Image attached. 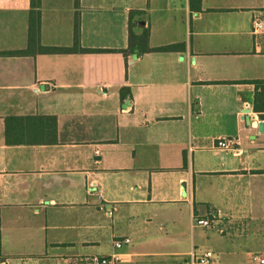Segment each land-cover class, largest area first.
Masks as SVG:
<instances>
[{
  "label": "crops",
  "instance_id": "1",
  "mask_svg": "<svg viewBox=\"0 0 264 264\" xmlns=\"http://www.w3.org/2000/svg\"><path fill=\"white\" fill-rule=\"evenodd\" d=\"M39 5L40 45L71 47L75 16L78 44L7 53L27 48L31 6L0 0V264L115 252L117 264H198L205 249L211 264H261L264 119L252 81L264 79V0ZM130 10L152 49L125 56ZM11 116H54L55 142L7 143ZM229 136L242 153L215 147Z\"/></svg>",
  "mask_w": 264,
  "mask_h": 264
},
{
  "label": "trees",
  "instance_id": "2",
  "mask_svg": "<svg viewBox=\"0 0 264 264\" xmlns=\"http://www.w3.org/2000/svg\"><path fill=\"white\" fill-rule=\"evenodd\" d=\"M201 0H189L190 8L192 10L200 9ZM76 4V0H75ZM31 9L28 15V27H27V48L20 51H11L7 53L25 54L31 52V47L36 46L37 49L42 52H65L77 50L78 44V18L75 16L73 25V45L71 47H49L42 46L39 43V0H30ZM137 11L130 10L128 13V24H127V47L121 49L123 54L126 56L128 53H143L151 50L147 44L148 28L142 29L140 33H135L133 27L136 25L135 20L133 21V15ZM165 46L163 48H168ZM98 50V49H91ZM256 85L255 94L253 98V110L259 113V116L264 119V79H257L252 81ZM126 87L121 88L120 97H124L123 90ZM45 120L44 125L47 126V132H44L43 127L38 124L37 121ZM46 130V129H45ZM56 133V119L54 116H25V117H7L5 120V140L9 144H36V143H47L55 142Z\"/></svg>",
  "mask_w": 264,
  "mask_h": 264
},
{
  "label": "built area",
  "instance_id": "3",
  "mask_svg": "<svg viewBox=\"0 0 264 264\" xmlns=\"http://www.w3.org/2000/svg\"><path fill=\"white\" fill-rule=\"evenodd\" d=\"M252 33L254 35H258L261 33L263 29V23L261 20L257 18L252 19ZM250 106L246 104L244 106V111L242 112L243 115L246 114H254L253 112H250ZM215 147L219 149H226L231 150L236 154H240L243 152V149L238 145L237 139L229 136V137H217L215 139ZM193 223L198 226L203 227H210L211 226V219L208 217H202L199 215H194L193 217ZM129 242L128 237H122L118 239H114L113 245L115 248H120L123 244H126ZM253 260L258 261L261 264H264V255L254 254ZM213 259V253L210 250H202L195 254V260L198 264H211ZM120 255L119 253H112L110 255L106 256H100V255H92L87 258V261L91 264H117L120 261Z\"/></svg>",
  "mask_w": 264,
  "mask_h": 264
},
{
  "label": "water",
  "instance_id": "4",
  "mask_svg": "<svg viewBox=\"0 0 264 264\" xmlns=\"http://www.w3.org/2000/svg\"><path fill=\"white\" fill-rule=\"evenodd\" d=\"M139 25H143V21H140ZM263 125H264V123L262 121H260L258 123V128L261 130L263 128Z\"/></svg>",
  "mask_w": 264,
  "mask_h": 264
}]
</instances>
